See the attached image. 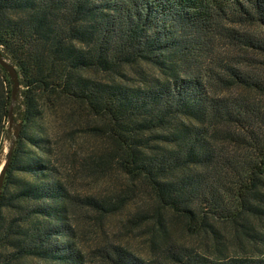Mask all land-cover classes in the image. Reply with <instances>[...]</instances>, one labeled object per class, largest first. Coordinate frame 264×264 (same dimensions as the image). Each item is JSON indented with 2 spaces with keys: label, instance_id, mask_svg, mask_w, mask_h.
<instances>
[{
  "label": "trees",
  "instance_id": "obj_1",
  "mask_svg": "<svg viewBox=\"0 0 264 264\" xmlns=\"http://www.w3.org/2000/svg\"><path fill=\"white\" fill-rule=\"evenodd\" d=\"M0 50L20 123L0 264H93L77 214L142 192L120 235L145 256L105 239L102 264H264V0H0ZM12 85L0 65V149ZM113 172L119 190L78 186Z\"/></svg>",
  "mask_w": 264,
  "mask_h": 264
},
{
  "label": "rangeland",
  "instance_id": "obj_2",
  "mask_svg": "<svg viewBox=\"0 0 264 264\" xmlns=\"http://www.w3.org/2000/svg\"><path fill=\"white\" fill-rule=\"evenodd\" d=\"M51 124L50 118L47 121ZM53 124V123H52ZM51 126V125H50ZM52 129V128H51ZM13 128L9 129L7 134L2 139L1 149H0V167L4 162L6 153L9 146L10 137L12 135ZM91 141L89 144L91 145ZM94 145V144H93ZM79 188L83 193H94V194H105L110 193L125 186V181L122 176L113 172L111 175L105 177H100L98 179L94 178H83L79 183ZM141 192V191H140ZM131 197L126 205H124L119 211L104 217L101 221L94 224H89L87 220L85 221L83 216V211L76 213V223L78 224V240L83 251L87 254V257L93 264H102L98 261L97 256H92L91 251L101 245L105 239L117 238L120 242H123L134 249L137 253L145 256L148 250L147 245L144 243V236H141V230H136L135 233H127L122 236L120 234L124 233L121 230L122 222L137 209L138 207L144 205L150 198L145 192L130 194ZM117 235V236H116ZM120 237H119V236Z\"/></svg>",
  "mask_w": 264,
  "mask_h": 264
},
{
  "label": "water",
  "instance_id": "obj_3",
  "mask_svg": "<svg viewBox=\"0 0 264 264\" xmlns=\"http://www.w3.org/2000/svg\"><path fill=\"white\" fill-rule=\"evenodd\" d=\"M0 65L3 66L7 70L8 75L13 82L12 90H11V102H10L9 109H8V124H9V127H13V132H12V135L10 137L6 157H5L4 162L2 163V165L0 167V193H1L6 169L9 165V161H10L11 152H12V149L14 147L15 140H16L18 133H19L20 123L15 121V119L13 117V106L17 100L18 89H19L18 72H17L15 66L7 58H5V56L3 55L1 50H0Z\"/></svg>",
  "mask_w": 264,
  "mask_h": 264
}]
</instances>
